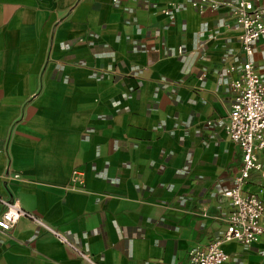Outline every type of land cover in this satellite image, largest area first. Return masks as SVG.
I'll list each match as a JSON object with an SVG mask.
<instances>
[{"label":"crops","instance_id":"crops-1","mask_svg":"<svg viewBox=\"0 0 264 264\" xmlns=\"http://www.w3.org/2000/svg\"><path fill=\"white\" fill-rule=\"evenodd\" d=\"M213 1L0 0V199L94 264H187L215 240L241 166L220 126L229 82L247 59L264 80V37L245 57L234 1ZM257 156L263 175L244 189L264 204ZM221 249L226 264H264V237ZM0 264L88 263L19 218L0 230Z\"/></svg>","mask_w":264,"mask_h":264},{"label":"built area","instance_id":"built-area-1","mask_svg":"<svg viewBox=\"0 0 264 264\" xmlns=\"http://www.w3.org/2000/svg\"><path fill=\"white\" fill-rule=\"evenodd\" d=\"M233 1L230 15L239 29L240 51L248 58L252 54L253 43L264 37V7L259 5L263 0ZM189 4L197 12L214 10L218 6L213 0H190ZM162 13L168 14L165 10ZM233 70V67H229L225 73ZM229 92L230 106L220 126L224 136L239 146L241 166L232 185L220 193V197L227 200L229 205L223 231L206 247L190 249L187 264H226L228 257L221 249L222 244L233 241L240 246L250 247L264 237L262 190L251 192L244 189L250 172H262L257 155L264 151V80L250 60L242 62L237 68L236 76L229 82ZM69 182L71 189L80 190L83 185L82 174L73 170ZM0 206L3 208L0 213L1 231H8L19 218H26L81 260L94 264L85 252L68 242L62 233L23 211L15 202L0 199Z\"/></svg>","mask_w":264,"mask_h":264}]
</instances>
